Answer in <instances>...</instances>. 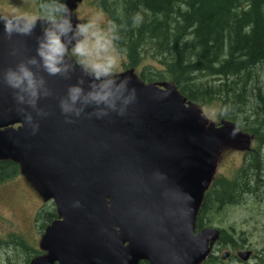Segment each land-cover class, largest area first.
I'll list each match as a JSON object with an SVG mask.
<instances>
[{"label":"water","instance_id":"obj_1","mask_svg":"<svg viewBox=\"0 0 264 264\" xmlns=\"http://www.w3.org/2000/svg\"><path fill=\"white\" fill-rule=\"evenodd\" d=\"M40 32L0 36V71L34 55ZM79 76L47 77L54 95L39 103L50 114L35 117V134L13 90L0 82V159L20 164L60 216L47 253L31 264H199L208 242L195 234V221L217 159L248 136L234 123L208 124L175 84L145 83L131 73L122 77L136 99L125 114H82L68 123L59 97Z\"/></svg>","mask_w":264,"mask_h":264},{"label":"trees","instance_id":"obj_2","mask_svg":"<svg viewBox=\"0 0 264 264\" xmlns=\"http://www.w3.org/2000/svg\"><path fill=\"white\" fill-rule=\"evenodd\" d=\"M94 1L109 16L113 43L125 57L126 67L142 65L143 80L175 82L181 94L194 102L218 100L223 119L235 122L264 145V0ZM246 162L238 178L213 180L199 209L197 230L227 195L232 198L264 187L257 164ZM19 167L12 160H0V181L14 177ZM40 218L41 226L59 218L54 205L40 210ZM18 237L12 235L9 241L14 258L25 255L29 264L39 252ZM215 260L210 255L200 264ZM8 264L16 262L8 260Z\"/></svg>","mask_w":264,"mask_h":264},{"label":"clouds","instance_id":"obj_3","mask_svg":"<svg viewBox=\"0 0 264 264\" xmlns=\"http://www.w3.org/2000/svg\"><path fill=\"white\" fill-rule=\"evenodd\" d=\"M139 19L136 17L137 22ZM38 22L41 32L35 54L0 71V82L13 90L19 111L32 133L39 131L35 117L50 114L39 103L54 95L47 77L71 79L77 68L81 75L59 97V108L66 122L73 123L82 114L97 119L111 113L125 114L136 99V90L128 78L120 76L119 61L110 54L112 38L105 35L97 21L74 23L67 0H43L38 15L0 14V24L9 38L14 34L31 36ZM10 54L17 56L19 49L12 47ZM89 108L91 111H86Z\"/></svg>","mask_w":264,"mask_h":264},{"label":"rangeland","instance_id":"obj_4","mask_svg":"<svg viewBox=\"0 0 264 264\" xmlns=\"http://www.w3.org/2000/svg\"><path fill=\"white\" fill-rule=\"evenodd\" d=\"M36 10L37 12L33 7V0H0V14H37L39 10ZM71 11L74 23L94 19L105 35L112 38L109 17L94 0H76ZM40 28L37 24L36 29ZM110 54L116 56L119 61L120 76L132 72L134 76L138 77L140 67L126 69L123 66V57L114 47L113 40ZM146 61L144 60L143 64ZM148 61H152V59H148ZM76 71L80 72L79 68ZM156 83H163V81ZM197 104L210 124L229 122L220 116L221 109L218 100H212L207 104ZM238 149L232 147L221 153L217 161L215 177H234L231 174L233 169L243 164L242 152ZM2 186L6 187V195H0V264H8V260L12 263L16 262V264H25V255H21L17 259L14 258L15 252L12 247L10 248V237L12 235H18V238L22 237L29 246L36 248L43 255L45 252L39 244V240L48 231L45 227L48 223L45 221L46 224L41 226L43 219H37V214L43 208L50 210L53 203L50 199L42 197L21 171L13 179L0 182V194ZM204 220L207 224L201 233L216 244H219L218 240L221 238L220 231L225 230L231 237L228 239L231 245L247 243L256 252L264 250V198L246 196L231 204H225L223 207L215 206ZM41 227L43 230L39 231L38 229ZM7 257H11V259ZM228 262L226 264H230Z\"/></svg>","mask_w":264,"mask_h":264},{"label":"flooded vegetation","instance_id":"obj_5","mask_svg":"<svg viewBox=\"0 0 264 264\" xmlns=\"http://www.w3.org/2000/svg\"><path fill=\"white\" fill-rule=\"evenodd\" d=\"M249 151V150H248ZM256 158L257 160L254 162L257 164V168H259V180L261 182L264 183V151H259L256 154ZM255 165V164H254ZM253 167H256V165ZM236 170L237 167H235L232 171V173L234 175L236 174ZM260 183V182H259ZM6 187L2 186L1 187V196L6 195V191H5ZM234 196L236 197H240V198H245L246 196H250V197H259V198H264V187L259 186V189L257 188L256 192H249V193H235ZM226 201L229 202L231 201L229 195H227L226 197ZM227 237H225L224 235L221 236L220 240H218L219 244H216L215 242H213V244L211 245L210 248V252L213 254L214 257L219 256L218 257V264H225L228 261L230 262V264H264V250L263 251H259L256 252L255 249H253L250 244L247 243H241V244H237V245H231L230 241L228 239H230L231 237L226 234ZM45 241V238L43 239V243ZM241 250H251V256L249 260H242L241 258H239L237 256V252L241 251ZM223 251H228V255L225 259L220 258V255ZM220 254V255H219ZM253 258V260H252Z\"/></svg>","mask_w":264,"mask_h":264},{"label":"bare ground","instance_id":"obj_6","mask_svg":"<svg viewBox=\"0 0 264 264\" xmlns=\"http://www.w3.org/2000/svg\"><path fill=\"white\" fill-rule=\"evenodd\" d=\"M234 3V2H233ZM258 68V67H257ZM260 69V68H259ZM207 70V69H206ZM225 87V86H224ZM241 96V95H240ZM238 100V99H237ZM260 101V100H259ZM261 102V101H260ZM229 105H231V103H229ZM240 112V111H239ZM241 113V112H240ZM244 116V115H243ZM262 121V120H261ZM260 121V122H261ZM261 124V123H260ZM259 132V131H258ZM258 134V133H257ZM264 144V143H263ZM264 168V167H263Z\"/></svg>","mask_w":264,"mask_h":264}]
</instances>
